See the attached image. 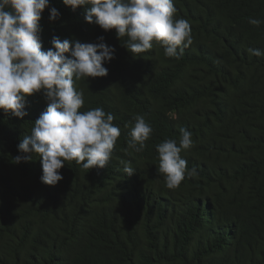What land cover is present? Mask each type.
<instances>
[{
  "label": "trees",
  "instance_id": "trees-1",
  "mask_svg": "<svg viewBox=\"0 0 264 264\" xmlns=\"http://www.w3.org/2000/svg\"><path fill=\"white\" fill-rule=\"evenodd\" d=\"M180 2L186 5L183 18L191 25L190 46L195 47L176 67L183 76L175 75L174 57L162 50L172 74L158 73L151 60L137 61L136 67L153 78L155 95L165 100L173 95L192 118L201 115L195 123L186 117V124L158 118L152 134L154 142L178 140L177 127L188 123L195 130L194 141L181 155L197 175L185 176L181 190L158 206L151 194L160 190L149 189L161 184L157 173L139 185L126 182L127 197L117 210L99 198L91 175L75 161L60 170L62 181L48 186L41 181L36 156L14 163L21 154L17 130L30 126L29 117L35 118L46 101L42 94L28 97L25 120L18 122L0 110V264H264V55L248 51H264V23L257 27L248 22L264 20V0ZM52 7L60 13L54 22L49 20ZM80 9L85 15L84 7L73 10L63 0H49L40 21L44 50L52 36L116 40L115 30L106 32L73 15ZM85 94L92 109L103 107L113 114L116 126H126L141 106V88L134 82L128 93L131 109L103 106L108 96L100 84ZM221 97L229 116L218 102ZM120 131L130 138L131 130ZM147 150L156 156L152 143ZM215 168L226 179L220 173L214 177ZM95 183L104 186L100 180Z\"/></svg>",
  "mask_w": 264,
  "mask_h": 264
},
{
  "label": "clouds",
  "instance_id": "clouds-1",
  "mask_svg": "<svg viewBox=\"0 0 264 264\" xmlns=\"http://www.w3.org/2000/svg\"><path fill=\"white\" fill-rule=\"evenodd\" d=\"M63 2L73 10L84 7L85 15H81V9L73 11V15L106 32L115 30L116 40L110 37L104 42L100 35L77 40L52 36L46 38L50 46L44 50L40 21L49 0H0V110L19 118V122L28 118V97L42 94L46 99L35 118L29 117L30 126L21 123L24 127L17 130L21 154L14 157V163L28 162L36 156L35 161L40 160L38 164L42 166V183L56 186L63 180L60 170L66 162L75 161L91 175L99 198L115 210L127 197L126 182L139 185L157 173L161 184H150L149 189L160 190L151 194L158 206L181 190L187 181L185 176L197 175V169H190V161L181 155L192 147L195 130L187 123L177 127L178 140L169 137L154 142L153 123L162 118L185 123L186 117L187 122L195 123L201 115L192 118L185 103L176 105L173 95L167 100L155 95L150 89L153 78L148 79L136 62L151 60L158 73L172 74L167 62H163L162 50L165 56L174 57L175 75H181L177 65L190 58L195 48L190 46L191 25L183 18L186 5L180 0V4L177 0ZM59 16L52 7L49 20L54 22ZM248 22L259 27L264 20L249 18ZM248 51L257 57L264 55L259 49ZM120 53L129 60L121 59ZM130 82L141 88L137 100L141 106L126 126H116L113 114L106 113L103 107L92 109L87 104L85 93L96 83L108 96L103 106L131 109ZM223 94L227 96L224 86ZM218 102L229 116L225 98ZM32 108L33 101L29 113ZM120 129L131 130L130 138L121 135ZM151 143L156 156H150L147 150ZM127 156L132 161L125 159ZM216 170L214 177L220 173L226 179L223 172ZM96 180L104 186L99 188ZM3 223L0 220V228Z\"/></svg>",
  "mask_w": 264,
  "mask_h": 264
},
{
  "label": "rangeland",
  "instance_id": "rangeland-1",
  "mask_svg": "<svg viewBox=\"0 0 264 264\" xmlns=\"http://www.w3.org/2000/svg\"><path fill=\"white\" fill-rule=\"evenodd\" d=\"M18 242H19V240L17 239V240H16V243H18Z\"/></svg>",
  "mask_w": 264,
  "mask_h": 264
}]
</instances>
